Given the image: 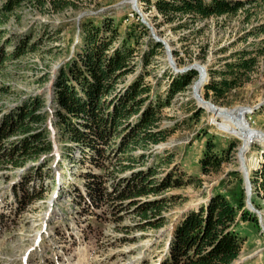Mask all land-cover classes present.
Returning a JSON list of instances; mask_svg holds the SVG:
<instances>
[{"label":"rangeland","instance_id":"374dc122","mask_svg":"<svg viewBox=\"0 0 264 264\" xmlns=\"http://www.w3.org/2000/svg\"><path fill=\"white\" fill-rule=\"evenodd\" d=\"M73 1L74 6L62 10L24 4L19 17L2 27L6 33L0 42L10 39L5 51L12 50V44L20 38L34 43L35 49L7 60L0 68V89L4 90L0 91V117L25 98L42 97L52 149L20 167L0 166V264H159L168 253L176 226L187 213L206 205L214 194L232 200L241 191L245 196L249 192V203L245 197L244 205L258 227L240 222L237 229L243 241L239 256L231 264H264V197L253 185L250 169L257 156L264 153V144L246 142L245 159L239 161V149L245 143L220 130L212 120L214 115L201 107L190 88L202 72L206 80L197 94L203 101L223 109L249 108L246 122L264 133V55L257 56L253 74L229 91L222 103L204 98L211 69L232 60L234 53L264 47V35L251 34L264 22V3L245 4L233 15L204 20L181 17L168 23L153 7L146 10L142 0H136L134 6L131 0ZM105 18L120 23V30L128 21L142 27L135 73H148L145 79L154 95H165V85L172 76L195 71L189 86L160 108L159 125L170 135L148 152L141 166L155 168V180L172 181L158 195L148 198L163 200L159 228H140L129 206L116 212L110 203L91 204L84 193L88 177L83 173L101 176L109 192L116 178L129 172L120 173L115 160L104 162L102 167L83 161L78 148L61 135L56 125L54 75L72 57L81 40L82 23L89 20L99 24ZM155 43L160 47L154 62L143 70L139 55ZM217 118L216 122L229 121L224 115ZM203 131L207 135L197 138ZM210 135L222 148L233 140L237 146L222 154L224 160L216 170L207 166L205 172L200 169V160ZM170 158L171 163L166 165ZM242 164L249 172L247 181ZM20 188L29 194L23 197Z\"/></svg>","mask_w":264,"mask_h":264},{"label":"trees","instance_id":"16d2710c","mask_svg":"<svg viewBox=\"0 0 264 264\" xmlns=\"http://www.w3.org/2000/svg\"><path fill=\"white\" fill-rule=\"evenodd\" d=\"M142 1L146 10L153 7L168 23L181 17L204 20L233 15L245 4L264 3V0ZM27 3L52 10L74 6L73 0H0V39L6 33L3 25L12 18L17 19ZM119 25L111 18L99 24L89 20L82 23L81 40L74 47L72 57L54 75L52 93L57 107L56 125L61 135L78 148L83 161L102 167L104 162L115 160L120 173L129 172L125 177H117L109 192L101 176L83 173L88 177L84 187L88 201L94 205L110 203L116 212L129 206L140 228H159L163 200L148 198L158 195L172 181L155 180V168L141 166L145 165L148 152L170 135V131L159 125L160 108L184 91L196 75L194 70H189L186 74L172 76L165 85V95H154L152 85L145 79L148 73H135L137 62L134 58L144 31L134 21L122 25V30ZM251 34L264 35V22L256 25ZM9 41L6 38L0 42V68L7 60L20 58L28 50L35 49L34 43L20 38L12 44V50L5 51ZM158 47L160 43H155L139 55L143 70L154 62ZM259 55H264V47L234 53L232 60L211 69L210 80L204 86V98L222 103L229 91L238 88L253 74ZM128 75L133 77L126 80ZM42 106V97L30 96L0 117V166L20 167L26 160L37 159L51 151L44 123L47 114ZM201 135L204 138L207 133H198L197 138ZM236 146L237 141L233 140L227 141V147L222 148L220 142L208 136L200 169L207 172L209 166L216 170L224 160L222 154ZM136 151L139 153L135 154ZM262 155L252 171V182L264 197V153ZM170 163L171 158L165 162L166 165ZM20 189L23 197L29 194ZM14 194L17 198L15 188ZM245 197L242 191L232 200L214 194L206 205L187 213L176 226L168 253L159 264H231L239 256L243 241L237 229L240 222L258 227L256 219L245 208Z\"/></svg>","mask_w":264,"mask_h":264},{"label":"bare ground","instance_id":"6f19581e","mask_svg":"<svg viewBox=\"0 0 264 264\" xmlns=\"http://www.w3.org/2000/svg\"><path fill=\"white\" fill-rule=\"evenodd\" d=\"M132 5L134 6L136 3V0H131ZM201 71V69H200ZM200 78L197 81H193L190 88L192 91V94L194 93V98L198 100V102L201 104V107H203L205 110L209 111L212 113L215 124H217V127L229 133L232 136H237L239 137L238 140H242L243 144L240 149H239V161L243 163L245 156L243 152L246 150V142L251 144L253 142L259 141L264 144V133L259 130V129H254L251 127L249 123L246 122L245 119V114L248 113L249 108H244V107H235V108H219L216 106H213L210 104L208 101H203L201 94H197L198 90L202 87L203 81L206 80L204 79L202 72H200ZM202 78L204 80H202ZM225 116L229 118L228 123H221V122H216V119H218V116ZM237 134V135H236ZM242 134V135H239ZM260 157L257 156V158L254 160L253 164L250 166V169H255L258 165V163L262 160V155H259ZM241 171L243 172L244 175V180L248 179L249 177V172L248 169L244 167V164L241 166Z\"/></svg>","mask_w":264,"mask_h":264},{"label":"water","instance_id":"95a60500","mask_svg":"<svg viewBox=\"0 0 264 264\" xmlns=\"http://www.w3.org/2000/svg\"><path fill=\"white\" fill-rule=\"evenodd\" d=\"M246 181H247V179H246ZM246 198H247V202L249 203V192H247Z\"/></svg>","mask_w":264,"mask_h":264}]
</instances>
